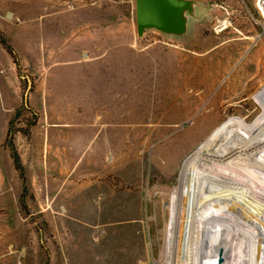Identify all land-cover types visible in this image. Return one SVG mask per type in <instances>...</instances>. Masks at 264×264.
I'll return each instance as SVG.
<instances>
[{
  "label": "rangeland",
  "instance_id": "rangeland-1",
  "mask_svg": "<svg viewBox=\"0 0 264 264\" xmlns=\"http://www.w3.org/2000/svg\"><path fill=\"white\" fill-rule=\"evenodd\" d=\"M201 1V19L176 38L154 29L137 36L134 0H0V34L19 61L17 70L0 43V162L9 121L24 132L40 113L63 108L74 124L70 104L49 100L50 91L72 100L80 64L98 85L91 107L103 115L90 121L95 151L88 172L81 168L87 184L75 197L64 191L47 201L23 165L25 182L17 169L15 177L3 169L0 264H165L168 197L181 173L185 213L174 231L173 264H207L199 234V213L209 205L199 198L201 168L197 161L186 171L183 165L218 125L229 118L247 124L261 111L255 93L264 84V0ZM228 130L247 137L236 125ZM225 133L224 141L231 136ZM14 193L10 216L4 201ZM223 259L218 255V264H231Z\"/></svg>",
  "mask_w": 264,
  "mask_h": 264
},
{
  "label": "bare ground",
  "instance_id": "bare-ground-1",
  "mask_svg": "<svg viewBox=\"0 0 264 264\" xmlns=\"http://www.w3.org/2000/svg\"><path fill=\"white\" fill-rule=\"evenodd\" d=\"M255 97L261 108L256 118L247 124L236 118L224 121L194 149L183 165V171H186L187 164L197 161L201 168L202 175L196 180L202 193L199 198L207 200L209 205L201 208L199 213V234L207 247V253L204 251L207 264H218V255L224 261L226 257L231 258L227 260L231 264H264V153L262 159L255 154L264 149V84ZM232 125L238 126L248 139L237 137L238 131L228 130ZM226 130L231 131V136L224 141L220 136ZM258 133L262 134V139ZM181 175L179 184L168 197L169 217L162 243L165 264L174 263V231L181 212L185 213L179 207L185 182ZM216 195L228 202H219Z\"/></svg>",
  "mask_w": 264,
  "mask_h": 264
},
{
  "label": "crops",
  "instance_id": "crops-1",
  "mask_svg": "<svg viewBox=\"0 0 264 264\" xmlns=\"http://www.w3.org/2000/svg\"><path fill=\"white\" fill-rule=\"evenodd\" d=\"M86 73H91V71H88L85 65L80 64L78 72L76 70L77 79L71 82V88L73 89L72 100L66 92L56 93V95L50 91V95L65 101V103L60 101L61 105L70 104L72 106L74 124L68 122L69 113L61 111L63 108L56 110L57 113L55 112V114L45 110V112L40 113L37 124L28 128L26 133L20 130L14 133L13 141L18 151L17 153L26 170L25 172H27V178H32L30 185H40L41 193L45 194L47 201H51L53 195L57 196L64 191L68 192L69 196L73 198L81 192L82 185L87 184V180L84 183L81 182V168L84 166L88 172L90 167L89 155L95 151L93 148L91 150L89 148L92 137V132L89 128L90 121L94 120V118L99 120L103 115L96 114L93 111V107H91L97 103L94 90L98 88V85L95 81L90 80ZM61 84L63 85L62 88L65 89L64 84ZM47 88L54 89L57 86ZM48 97L44 96L43 101L46 102ZM54 99L55 97L50 98L49 101L53 102ZM37 126H40V128H37ZM101 133L102 131L99 133L101 136L99 153L101 154V168L105 169L104 133ZM7 148L4 150L6 151L4 160L0 162V185L4 184V170L12 169V177L16 175V167ZM33 177L35 178L34 180ZM1 199L0 197V201ZM4 202L5 206H7L6 209L9 211L8 215L11 216V214L16 212L17 208L16 194L14 193L12 199L9 197L7 202ZM0 207H2L1 202Z\"/></svg>",
  "mask_w": 264,
  "mask_h": 264
},
{
  "label": "water",
  "instance_id": "water-1",
  "mask_svg": "<svg viewBox=\"0 0 264 264\" xmlns=\"http://www.w3.org/2000/svg\"><path fill=\"white\" fill-rule=\"evenodd\" d=\"M201 0H134L136 35L154 29L181 38L190 31L192 20L201 19ZM28 89L25 91L26 97Z\"/></svg>",
  "mask_w": 264,
  "mask_h": 264
},
{
  "label": "trees",
  "instance_id": "trees-1",
  "mask_svg": "<svg viewBox=\"0 0 264 264\" xmlns=\"http://www.w3.org/2000/svg\"><path fill=\"white\" fill-rule=\"evenodd\" d=\"M0 43L3 45V47L11 55V57L13 59V62L15 63V65L17 67V70H19L18 56H17L15 50L12 48V46L9 44V42L5 39V37L2 34H0ZM35 118H36V115H34V121H35ZM34 121H31L30 124H33ZM18 130H21V129L12 128V122L9 121L8 128H7V132H6L5 143H6L7 147L9 148L10 155L12 157L13 163H14L16 169L19 172V175H20V178H21L22 182H25L24 172H23V166H22V164L20 162L19 155H18L17 150H16V148L14 146V143H13L14 133L16 131H18ZM24 132H27V130H24Z\"/></svg>",
  "mask_w": 264,
  "mask_h": 264
}]
</instances>
